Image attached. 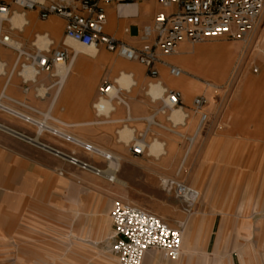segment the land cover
Listing matches in <instances>:
<instances>
[{
  "label": "crops",
  "instance_id": "0c3cea01",
  "mask_svg": "<svg viewBox=\"0 0 264 264\" xmlns=\"http://www.w3.org/2000/svg\"><path fill=\"white\" fill-rule=\"evenodd\" d=\"M0 3L10 4L13 10L10 20L3 22L4 34L17 39L25 50H31L33 41L45 34L51 41L50 50L66 48L67 51L62 72H58L55 77L41 73L36 77V82L28 84V90L24 91L25 85L17 73L16 52L0 44V105L15 111L14 107L23 108L13 102L26 104L49 114L66 134L106 150L115 159V161H107L110 170H105V174L112 175L113 179L108 180L106 176L99 177L112 182L115 178L111 167L119 164L120 167L116 172L127 175L128 182L136 183L133 188L143 189L146 186L154 187V182L161 175L171 177L170 179L181 178L189 170V162L195 152L201 151L202 154L205 149L211 148L219 153L226 154L229 151L230 156L235 158L242 155L244 142L249 140L245 138L241 121L243 88L236 92L226 110L222 107V95H219V104L213 107L203 106L207 119L201 125H199V111L192 109V100L196 96L205 95L206 98H211V89L208 87L217 86L231 72L235 62L239 60L241 41L213 40L193 47H190L191 43L182 42L175 53L160 55V61L154 64L157 75L151 77L144 65L127 60L116 52L106 50L103 46L85 47L66 40L65 22L61 17L50 15L42 20L37 10H21L12 4V0H0ZM160 10L161 7L156 0L120 5L112 3L105 8V33L127 45L137 47L141 44L142 28L151 24L155 13ZM37 44L43 45V40L38 39ZM224 49L234 51V57L225 66H221L219 60L211 66L206 64L208 55ZM168 65L181 69V75L171 76ZM196 74L203 78L204 82L196 81L194 78ZM104 83L113 84L116 93L101 101L97 110L95 103L99 96L98 90ZM39 85L41 90L37 91ZM201 85H205V88L203 89ZM164 89L180 91L181 106L162 114L159 108L162 105L161 97ZM202 89L203 93L199 94ZM38 92L45 96L39 98ZM0 120L3 121L0 123V129L21 137L28 143L57 152L58 156H62L63 160L67 161L64 155L69 154L39 140L40 131L33 129L32 137L19 133L15 129L26 125L6 112L0 113ZM140 138L146 145L145 151L141 155H133L130 144ZM41 140L52 141L55 138L44 134ZM250 141L253 147L255 141L254 139ZM86 154L93 158L96 153L86 152ZM2 156L3 199L0 198V207L3 205V210L0 208V232L3 231V249L18 244L21 248L25 244L21 240L23 230L22 220L19 219L23 207L21 187L25 182L37 188L40 184L49 185L54 183L55 175L53 170L41 167L39 164H33L28 172L29 167L23 169V166H20L22 163L13 151L3 150V153L0 151V158ZM228 162L229 166L217 165L211 169L210 198H217L215 203L218 205L228 204L223 201V197L228 198V190L233 191L240 187L244 179L243 174L246 173L250 175L252 199L257 197L258 203H261L264 209V167L260 170L259 167L252 166L245 171L242 165H232L231 161ZM87 163L93 165L91 162ZM204 169L202 165L195 167L197 178L192 184L198 188L202 180L199 177L204 173ZM185 184L193 187L189 183ZM260 184L261 186L257 188ZM231 194L233 195V192ZM242 208L246 211L245 205H242ZM250 217L252 215L248 216ZM262 223L264 217H257L255 221L248 220L246 236H251L250 228L254 224L260 233ZM180 224H183L186 241L192 242L187 248V253H183L181 246L179 259L165 263L154 253L159 251L149 250L144 254L141 264L192 263L196 254L197 242L195 244L194 242L197 240V234L187 226L186 222ZM48 238V249L54 248L52 238L55 236ZM27 245L36 248L35 255L38 257L39 239L36 242H27ZM261 248L264 253V239ZM32 252L34 253V250ZM9 253L12 252H7ZM22 253L24 252L21 249L15 251L18 255V259L14 258L16 264L20 262L19 255ZM110 262L113 264L112 260ZM114 264H116L115 259Z\"/></svg>",
  "mask_w": 264,
  "mask_h": 264
},
{
  "label": "rangeland",
  "instance_id": "374dc122",
  "mask_svg": "<svg viewBox=\"0 0 264 264\" xmlns=\"http://www.w3.org/2000/svg\"><path fill=\"white\" fill-rule=\"evenodd\" d=\"M262 17L264 18V10ZM213 40L241 41V52L239 60L234 64L235 68L233 67L217 86H224L229 93L228 97L225 96L221 100L223 110L232 103L237 91L241 88L244 90L241 121L245 138L249 140L244 142L242 155L235 158L230 156L229 151L225 154L211 148L205 149L202 154L201 151L195 152L189 162V170L181 178L174 177L175 180L189 183L198 191L195 203L187 208L184 202L175 198L172 189L165 188L164 181L171 177L161 175L154 182V187L135 189L133 187L137 185L136 183L128 182L127 175L116 172L120 167L118 164L111 167L115 180L110 182L68 163L54 151L28 143L25 139L0 129L2 153L3 150L13 151L22 163L20 166H23V169L29 167L28 172L33 164H39L53 170L55 175L54 183L49 185L40 184L39 188L26 182L22 185L20 194L23 198V207L19 219L22 220L23 230L21 240L25 244L21 248L18 244L3 249V231L0 232V264H16L14 258L16 259L18 255L15 251L20 249L24 253L19 255L20 262L17 264H112L111 260L114 264L115 257L108 250V237L111 234L108 212L114 201L131 203L151 211L165 219L164 221L171 227L186 222L197 234V240L194 242V244L197 242L196 254L191 264H264V253L261 248L264 223L260 233L254 224L250 228L251 236H246L248 220L255 221L257 217H264L263 205L258 203L257 197L252 199L250 175L243 174V182L237 190H228V198L223 197V201L228 202L226 205L216 204L217 198L211 199L209 195L212 189L210 171L213 167L229 166L228 161H231L232 165H242L245 171L252 166L259 167L260 170L264 167V56L260 52V33L256 30L247 38L220 36L203 42ZM197 44L199 43H191L190 47ZM208 56L206 64L211 66L219 60L221 66H225L234 57V51L224 49ZM252 65L258 67V72L251 71ZM195 76L196 81L204 82L199 75ZM201 86L205 88V85ZM203 89L199 94L203 93ZM210 97L204 106L213 107L219 104L220 96L217 90L211 89ZM0 123L3 121L0 120ZM15 130L28 137L33 136V128L28 125L17 127ZM251 139L255 141L253 147ZM41 142L82 161L91 162L101 170H110L104 158L98 155L90 158L81 148L62 139ZM98 149L106 152L103 148ZM0 162L2 180L0 198L3 199V156ZM199 165H202L205 171L198 176L199 179L202 178L198 188L192 183L197 178L195 167ZM260 186L261 184L257 185V188ZM242 205L246 206V211H243ZM0 208L3 210V205ZM1 214L3 217V211ZM249 215H252L251 219L248 218ZM53 235L55 238H52ZM49 236L54 244V248L51 249L47 246ZM37 239L40 243L38 257L35 255L36 248L27 245V242H36ZM186 240L183 235L182 251L185 254L192 243ZM154 253L163 262H171L165 260L160 252Z\"/></svg>",
  "mask_w": 264,
  "mask_h": 264
},
{
  "label": "built area",
  "instance_id": "2783aa9c",
  "mask_svg": "<svg viewBox=\"0 0 264 264\" xmlns=\"http://www.w3.org/2000/svg\"><path fill=\"white\" fill-rule=\"evenodd\" d=\"M143 1L146 0H12V4L21 10H37L42 20L50 15L61 17L65 22V39L85 47L103 46L127 60L144 65L151 77L157 75L154 64L160 61V55L175 53L182 42L200 43L220 36L247 38L258 30L260 52L264 56V0H156L161 10L155 13L151 24L142 28L139 46L127 45L105 33L106 6L112 3L120 5ZM12 13L10 4L0 3V44L16 52L17 73L25 85L24 91H27L28 84L35 83L39 74L47 73L55 77V68L65 63L67 51L66 48L50 50L51 41L45 34L33 41L31 50H25L17 39L3 32V22L9 21ZM38 39L43 40V45L37 44ZM168 71L173 77H178L182 72L173 65H168ZM251 71L258 72V67L252 65ZM28 72L33 76H27ZM208 88L217 90L223 97L229 95L224 86ZM37 89L41 90V85L37 86ZM98 93L95 103L97 110L100 100L114 95L116 87L111 83H104L99 87ZM37 96L43 98L45 95L42 96L38 92ZM13 103L23 109L14 107L13 111L0 106V111L40 131V141L42 136L47 134L75 144L87 153L95 152V155L105 161L110 159L111 154L66 134L49 114L23 103ZM161 103L159 112L162 114L179 108L180 91L164 89ZM205 104V95H198L192 100V109L199 111V125L207 119V113L201 110ZM145 146L141 138L135 139L130 144V150L133 155H141ZM65 158L68 163L84 171H91L92 174L96 172L94 175L99 176L101 169L94 165L89 166L87 161L78 162L71 154ZM164 184L165 188L173 190L175 198L184 202L187 208L191 207L198 197V191L182 181L169 179L165 180ZM108 215L111 221L108 250L115 257L117 264H141L144 254L149 250L159 251L168 261L179 259L182 246L179 226L171 227L154 213L121 201H114Z\"/></svg>",
  "mask_w": 264,
  "mask_h": 264
},
{
  "label": "bare ground",
  "instance_id": "6f19581e",
  "mask_svg": "<svg viewBox=\"0 0 264 264\" xmlns=\"http://www.w3.org/2000/svg\"><path fill=\"white\" fill-rule=\"evenodd\" d=\"M12 16V15H11ZM11 18V17H10ZM66 40H68V41H71V40H69V39H66ZM245 41H248V40H245ZM72 42H74V41H72ZM76 43V42H75ZM200 43H202V42H200ZM227 46V45H226ZM228 48V47H227ZM64 67H65V63L64 64H62V65H59V66H57L56 68H55V75L58 73V72H62L63 71V69H64ZM219 68V67H218ZM180 75H181V73H180ZM179 75V76H180ZM27 76H30V77H32L33 76V74L31 73V72H28L27 73ZM178 76V77H179ZM111 96H113V94H111V95H109V97H111ZM163 96V95H162ZM162 98V97H161ZM105 99H101L100 100V102H99V104L101 103V101H104ZM99 104L97 105V107L99 106ZM0 106H2V105H0ZM176 109V108H175ZM14 111V110H13ZM176 114V113H175ZM179 119H176V121H178ZM175 121V120H174ZM95 153V152H94ZM105 153V152H104ZM67 156H69V155H64V158L65 157H67ZM66 159V158H65ZM77 159V161L78 162H84V161H82V160H80V159H78V158H76ZM68 160V159H67ZM108 161H115V159L110 155V159L108 160ZM69 162V161H68ZM88 165L89 166H92V167H94L93 165H91V164H89L88 163ZM89 172H91V171H89ZM92 173V172H91ZM106 173V171H104V170H100V172H99V176H106L107 177V179L108 180H112L113 179V176L112 175H110V174H105ZM93 174H96V172L95 173H93ZM179 227H181V234H182V239H183V224H181Z\"/></svg>",
  "mask_w": 264,
  "mask_h": 264
},
{
  "label": "water",
  "instance_id": "95a60500",
  "mask_svg": "<svg viewBox=\"0 0 264 264\" xmlns=\"http://www.w3.org/2000/svg\"><path fill=\"white\" fill-rule=\"evenodd\" d=\"M52 151V150H51Z\"/></svg>",
  "mask_w": 264,
  "mask_h": 264
}]
</instances>
